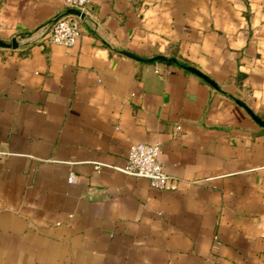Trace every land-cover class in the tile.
<instances>
[{"label": "crops", "instance_id": "crops-1", "mask_svg": "<svg viewBox=\"0 0 264 264\" xmlns=\"http://www.w3.org/2000/svg\"><path fill=\"white\" fill-rule=\"evenodd\" d=\"M66 9L0 0V264H264V0H88L71 46Z\"/></svg>", "mask_w": 264, "mask_h": 264}, {"label": "built area", "instance_id": "built-area-1", "mask_svg": "<svg viewBox=\"0 0 264 264\" xmlns=\"http://www.w3.org/2000/svg\"><path fill=\"white\" fill-rule=\"evenodd\" d=\"M88 0H63L66 8H75L83 12ZM82 14L66 13L55 19L51 25L48 38L50 41L63 46H71L79 36L78 19ZM154 71H157L155 66ZM158 145L148 142H132L128 146L125 163L116 167L118 170L134 176L145 177L149 184L157 189H173L175 180L165 173L158 160ZM99 163L95 165L98 166ZM70 174L67 182L73 181ZM219 241L215 240L213 247L217 248Z\"/></svg>", "mask_w": 264, "mask_h": 264}, {"label": "water", "instance_id": "water-1", "mask_svg": "<svg viewBox=\"0 0 264 264\" xmlns=\"http://www.w3.org/2000/svg\"><path fill=\"white\" fill-rule=\"evenodd\" d=\"M66 13H70V14H82L79 10L75 9V8H67ZM14 45V41L13 39H11L8 43L0 40V46H13ZM126 54L130 55L131 57H134L135 59L141 60V61H146V62H151V61H161V62H167V63H174L179 65L180 67H182L185 70L191 71L193 73H195L196 75H198L199 77H201L202 79H204L207 83H209L210 85H212L213 87H217L216 83L210 78L208 77L205 73H203L202 71L196 69L195 67H192L190 65L187 64H181L178 62V60L174 57V56H167V55H163V54H156L153 55L151 57H147V58H142L139 56H136L132 53L126 52ZM234 101L241 105L243 107V109H245V111L248 113V115L259 125L264 126V119H262L261 117H259L257 114H255L246 104H244L241 100L235 98Z\"/></svg>", "mask_w": 264, "mask_h": 264}]
</instances>
